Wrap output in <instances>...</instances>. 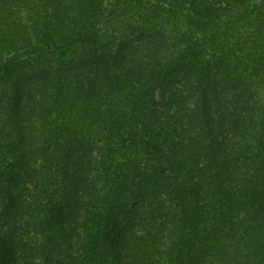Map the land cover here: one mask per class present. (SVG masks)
I'll return each mask as SVG.
<instances>
[{
  "label": "trees",
  "instance_id": "16d2710c",
  "mask_svg": "<svg viewBox=\"0 0 264 264\" xmlns=\"http://www.w3.org/2000/svg\"><path fill=\"white\" fill-rule=\"evenodd\" d=\"M0 264H264V0H0Z\"/></svg>",
  "mask_w": 264,
  "mask_h": 264
},
{
  "label": "rangeland",
  "instance_id": "374dc122",
  "mask_svg": "<svg viewBox=\"0 0 264 264\" xmlns=\"http://www.w3.org/2000/svg\"><path fill=\"white\" fill-rule=\"evenodd\" d=\"M245 97V96H244ZM245 101V98L242 100V103Z\"/></svg>",
  "mask_w": 264,
  "mask_h": 264
}]
</instances>
